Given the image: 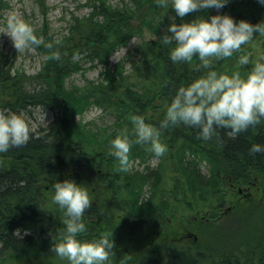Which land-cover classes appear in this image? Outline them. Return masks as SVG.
<instances>
[{
    "label": "trees",
    "instance_id": "obj_1",
    "mask_svg": "<svg viewBox=\"0 0 264 264\" xmlns=\"http://www.w3.org/2000/svg\"><path fill=\"white\" fill-rule=\"evenodd\" d=\"M88 1L87 15L73 17L62 37L54 38L44 29L36 33L41 43L31 47L44 56L37 73L14 70L0 53V109L25 117L38 108L52 115L45 126L30 132L25 144L0 153V264L11 259L30 262L27 259L52 250L63 228V209L52 195L55 183L65 178L89 191L92 204L83 216L87 225L83 238L110 236L114 241L110 264H264V218L252 229L251 217L235 228L213 225L204 239L192 244H181L171 233L164 237L163 232L159 240L136 241L139 232L164 228L168 221L187 222L201 214L213 217L235 188L260 183L264 154H249L248 148L264 143V124L236 137L219 129L208 140L197 128L170 124L160 132L168 146L162 156L133 144L130 169L120 171L109 152L110 141L120 132L134 138L130 115L141 114L158 126L176 90L203 69L196 67L195 59L172 62L169 46L160 42L175 16L170 7H158L156 0H119L114 5ZM4 8L0 0V11ZM217 11L252 23L264 19V5L258 0H230L219 10L198 9L174 22L197 15L207 18ZM132 39L138 43L126 57L128 67L122 61L110 67L111 55ZM242 50L253 63L264 56V34L257 33ZM240 54L218 61L216 70L246 73L251 63L239 65ZM85 64L100 67L98 78L67 88L66 79ZM90 107L110 122L98 127L76 119ZM152 160L154 166L149 165ZM237 209L236 218L243 216L245 210ZM119 220L132 235L126 238L136 245L134 255L129 253V241L117 237Z\"/></svg>",
    "mask_w": 264,
    "mask_h": 264
},
{
    "label": "clouds",
    "instance_id": "obj_2",
    "mask_svg": "<svg viewBox=\"0 0 264 264\" xmlns=\"http://www.w3.org/2000/svg\"><path fill=\"white\" fill-rule=\"evenodd\" d=\"M157 6L171 8L173 22L165 26L160 42L169 46V58L174 63H192L203 69L200 75L180 86L168 102L155 126L146 122L141 114L133 113L134 138L126 132L118 133L110 141V154L118 161L120 171L131 166L130 151L133 144H142L156 157L162 156L168 146L160 132L170 124L183 123L199 129L198 135L211 139L219 129L236 137L250 127L264 124V56L254 63L242 46L254 36L264 34V19L252 23L247 19L236 20L232 15L217 11L207 18L197 15L190 20L176 23L175 17L184 18L198 9H221L230 0H156ZM264 5V0H258ZM7 33L16 48L36 46L41 39L33 27L22 18L12 15L7 20ZM240 52L237 63H251L246 73L239 70L217 71L218 61ZM30 138V126L23 115L16 111L0 109V153L14 146L25 144ZM249 154H264V143H251ZM53 201L63 209V228L52 244V251L69 264H110L114 241L108 235L83 238L87 225L83 216L92 204L86 187L72 178L58 180L54 185ZM123 264V262H122Z\"/></svg>",
    "mask_w": 264,
    "mask_h": 264
},
{
    "label": "rangeland",
    "instance_id": "obj_3",
    "mask_svg": "<svg viewBox=\"0 0 264 264\" xmlns=\"http://www.w3.org/2000/svg\"><path fill=\"white\" fill-rule=\"evenodd\" d=\"M108 3L114 5L119 0H106ZM5 8L0 11V53H2L8 59L11 67L14 70L24 72L27 75H33L37 73L44 60V56L41 55L33 47L16 48L11 37L4 33L7 30V20L10 16L15 15L22 18L29 23L36 33L41 30H47L54 38L62 37L67 30V26L71 22L73 17H83L89 12L88 0H3ZM138 39H132L129 41L126 47H123L114 52L109 59V66L112 67L118 61L125 62V67H128L126 63L127 55L131 56L133 49L136 47ZM83 70L79 73H75L66 79L65 85L67 88L72 86L80 87L86 80H96L98 78L100 67L89 68L88 64L83 66ZM52 118V115L45 110L34 109L29 115H26L24 119L30 126V132L34 131L40 126H45ZM82 123L94 122L98 127L104 126L110 122V119L104 117L99 109L90 107L82 113V115L76 118ZM155 160L150 161L149 165L154 166ZM134 168L141 169L140 166L134 165ZM247 187L235 188L224 201L223 206L219 209L213 217L204 218L201 215L195 217H189L187 222H180L179 220L168 221V226L164 228L153 229L152 231L139 232L136 241H156L159 240V233L163 232L165 236H173L172 239L178 240L183 238L185 240L198 238L204 239L209 229L213 225L223 224L228 228H235L239 221L245 217H251L250 229H252L256 223H261L264 218V179L260 183L254 184V186L247 188L245 194H238V189L245 190ZM237 208L245 210L243 216L236 218L235 211H240ZM247 212V213H246ZM118 225V238H123V241L128 240L126 237L129 235V230L123 221L119 220ZM145 233V234H144ZM120 236V237H119ZM163 236V235H162ZM169 239V238H168ZM131 240V239H129ZM128 240V241H129ZM133 241L126 242L130 248V255L135 254V244ZM139 245H143L142 242ZM38 257V258H37ZM9 262H3L2 264H21V262L12 263V259ZM22 264H69L67 259H62L56 255L54 251L41 252L38 256L27 259Z\"/></svg>",
    "mask_w": 264,
    "mask_h": 264
},
{
    "label": "flooded vegetation",
    "instance_id": "obj_4",
    "mask_svg": "<svg viewBox=\"0 0 264 264\" xmlns=\"http://www.w3.org/2000/svg\"><path fill=\"white\" fill-rule=\"evenodd\" d=\"M252 186H254V185H251V186H248L247 188H250V187H252ZM247 188L245 189V190H240V189H238V194H242V195H246L245 193L246 192H248V191H246L247 190ZM193 239H189V240H185V239H183V238H181V239H179L178 238V242H180L181 244H192V243H194L196 240L194 239V237H192Z\"/></svg>",
    "mask_w": 264,
    "mask_h": 264
},
{
    "label": "bare ground",
    "instance_id": "obj_5",
    "mask_svg": "<svg viewBox=\"0 0 264 264\" xmlns=\"http://www.w3.org/2000/svg\"><path fill=\"white\" fill-rule=\"evenodd\" d=\"M136 58V57H135ZM44 68V67H43ZM115 70V69H114ZM111 75V74H110ZM107 78V77H106ZM88 85V84H87ZM98 85V84H97ZM102 106V105H101ZM5 109V108H4ZM103 113V112H102ZM107 130V129H106ZM143 171V170H142Z\"/></svg>",
    "mask_w": 264,
    "mask_h": 264
},
{
    "label": "water",
    "instance_id": "obj_6",
    "mask_svg": "<svg viewBox=\"0 0 264 264\" xmlns=\"http://www.w3.org/2000/svg\"><path fill=\"white\" fill-rule=\"evenodd\" d=\"M195 239V238H194Z\"/></svg>",
    "mask_w": 264,
    "mask_h": 264
}]
</instances>
